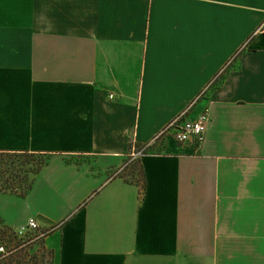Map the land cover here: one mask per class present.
I'll return each mask as SVG.
<instances>
[{"label": "crops", "instance_id": "obj_1", "mask_svg": "<svg viewBox=\"0 0 264 264\" xmlns=\"http://www.w3.org/2000/svg\"><path fill=\"white\" fill-rule=\"evenodd\" d=\"M263 23L264 0H0V157L52 154L0 225L36 218L54 264H264ZM184 112L199 151L157 138Z\"/></svg>", "mask_w": 264, "mask_h": 264}, {"label": "trees", "instance_id": "obj_2", "mask_svg": "<svg viewBox=\"0 0 264 264\" xmlns=\"http://www.w3.org/2000/svg\"><path fill=\"white\" fill-rule=\"evenodd\" d=\"M225 74H222L220 81H223ZM216 81V80H215ZM213 82L211 87L215 88L221 82ZM148 151V150H147ZM50 153L31 152V151H9L2 152L0 157V189L3 192L26 196L33 188L36 175L49 162ZM9 164L6 168L5 165ZM7 172L9 174L7 175ZM43 238V237H42ZM0 242H15L18 246L24 241L19 237L14 228L0 225ZM44 243V240H42ZM49 258L45 264H54V250L48 249ZM1 256V254H0ZM45 257V255H43ZM24 256L12 257L7 264H24ZM41 260L35 258L32 264H39ZM44 262H42L43 264ZM2 264V263H0Z\"/></svg>", "mask_w": 264, "mask_h": 264}, {"label": "built area", "instance_id": "obj_3", "mask_svg": "<svg viewBox=\"0 0 264 264\" xmlns=\"http://www.w3.org/2000/svg\"><path fill=\"white\" fill-rule=\"evenodd\" d=\"M208 122L209 117L206 112L194 120L185 118L184 112L164 127L157 135V138L172 135L178 142L182 144H189L192 148L198 149L206 137ZM149 147L150 144L134 147L128 156L126 165H129L130 162L138 160L144 156ZM38 228L39 224L37 219L30 218L27 224L15 229V231L19 237H24L29 231H38ZM42 235L43 233L39 232L38 237H41ZM11 252V250H8L7 242H0V254L2 257L9 255Z\"/></svg>", "mask_w": 264, "mask_h": 264}, {"label": "rangeland", "instance_id": "obj_4", "mask_svg": "<svg viewBox=\"0 0 264 264\" xmlns=\"http://www.w3.org/2000/svg\"><path fill=\"white\" fill-rule=\"evenodd\" d=\"M263 25L264 23L262 24L260 29H263ZM202 143H201V146H202ZM201 146L198 149L193 148V151L195 152L199 151ZM138 160H134L130 162V164L126 167L125 171L127 170L129 172L135 171V173L138 175L137 177L138 181H141L143 183L144 176L141 170L140 162ZM5 167L8 168L9 164H6ZM8 174L9 172H7V175ZM38 235H39L38 231H29L26 234V236L22 237L24 241L22 242V245L20 246H18L13 241L7 242L8 250H11L12 252L7 256H4V257L0 256V263L7 264L9 260H11L12 257H17L19 255H22L24 256V260H25L24 264H32L35 258L41 260L39 264H42V262H44L43 264H45L46 260L49 258V255L47 254L48 248H46L44 243H42L43 238L38 237ZM43 255H45V257Z\"/></svg>", "mask_w": 264, "mask_h": 264}]
</instances>
